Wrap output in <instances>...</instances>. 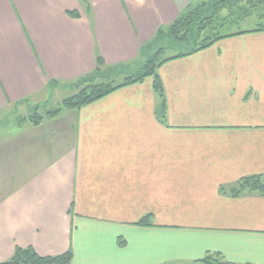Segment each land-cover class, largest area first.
Returning <instances> with one entry per match:
<instances>
[{
    "label": "crops",
    "instance_id": "1",
    "mask_svg": "<svg viewBox=\"0 0 264 264\" xmlns=\"http://www.w3.org/2000/svg\"><path fill=\"white\" fill-rule=\"evenodd\" d=\"M206 1L0 0V115L76 93L97 55L134 69L160 26ZM261 25L161 64L163 120L153 76L36 125L20 115L17 132L0 116V263L32 247L68 264H264V195L230 192L264 176Z\"/></svg>",
    "mask_w": 264,
    "mask_h": 264
},
{
    "label": "trees",
    "instance_id": "2",
    "mask_svg": "<svg viewBox=\"0 0 264 264\" xmlns=\"http://www.w3.org/2000/svg\"><path fill=\"white\" fill-rule=\"evenodd\" d=\"M260 1L263 2V0ZM221 4L222 0L188 4L171 23L160 26L153 38L140 46L139 57L142 58L134 63L136 65L134 69H130L129 64L108 65L104 63L101 56L97 55L95 68L90 73L79 77L75 82L79 88L74 95L64 99L58 108L47 110L44 114L38 113L36 109L29 116V120L34 125L39 124L44 117L53 116L61 109L78 108L116 89L142 81L147 76L154 77L153 87L160 100L158 115L163 120L165 118V99L156 71L161 64L168 60L192 54L223 37L236 33H223L218 29L209 28L213 17L217 16ZM243 13L250 14V11L244 8ZM69 14L77 16L75 12H69ZM258 30H264V25L255 29V31ZM166 51H174V54L166 56L164 55ZM121 78L122 80L117 82ZM54 83L56 82L50 80L47 86L51 87ZM244 191L264 195V176L243 177L230 189L233 195ZM142 221L144 223L146 220L143 219L140 223ZM70 260V251L57 256H41L32 247H17L11 258L0 264H68ZM203 261L208 264H230L217 255H208Z\"/></svg>",
    "mask_w": 264,
    "mask_h": 264
},
{
    "label": "rangeland",
    "instance_id": "3",
    "mask_svg": "<svg viewBox=\"0 0 264 264\" xmlns=\"http://www.w3.org/2000/svg\"><path fill=\"white\" fill-rule=\"evenodd\" d=\"M209 1V0H207ZM206 1V2H207ZM200 4V3H198ZM219 7V6H218ZM220 8V9H219ZM218 8L217 16L215 15V18L213 17V20L209 26L212 27V29H218L219 31L223 33H228L235 31L239 28H248L253 27L255 24H262L263 22H260V18L264 16V0L261 2L260 0H222V4ZM244 8H246L249 13H243ZM174 54V51H166L164 55L168 56ZM142 57L137 58L139 61ZM133 67V66H132ZM130 69H133V68ZM121 79H118L117 82L121 81ZM77 80L73 81L72 84L66 85L68 88H79L77 84H75ZM75 90L71 89H65L61 91H56L52 95L47 96L42 100V102L39 104V107H32L29 111L20 113V115H31L35 112V110L40 113L44 114L47 110H53L58 108L62 101L72 95H74ZM18 113H2L0 116H4L5 118H9L11 122L8 124L11 127H5L3 128V132L7 131L8 133L18 131L19 128L17 126L16 121H18V117L20 116ZM20 118V117H19ZM25 118V117H24ZM23 116L21 119H24ZM7 125V126H8ZM24 126V124H21Z\"/></svg>",
    "mask_w": 264,
    "mask_h": 264
}]
</instances>
